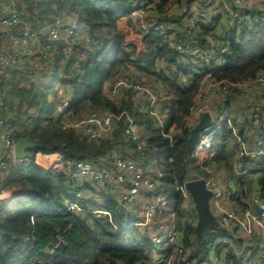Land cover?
<instances>
[{
    "label": "trees",
    "instance_id": "16d2710c",
    "mask_svg": "<svg viewBox=\"0 0 264 264\" xmlns=\"http://www.w3.org/2000/svg\"><path fill=\"white\" fill-rule=\"evenodd\" d=\"M47 1L45 7L52 4L59 14L76 17L78 30L86 28L96 44L93 49L85 52L86 58L79 71L70 72L68 68L65 76H57L49 85H35L18 70L12 72L7 79L9 93L16 96L18 102L8 111L9 118L2 114L9 124L11 137L14 140L25 137L34 145L28 150L26 158L12 165L1 180L2 188L15 189L19 194L14 198L13 210L0 204V264H167V255L173 251V247H160L157 250L151 237L139 226L131 224L137 219L128 216L127 210L121 208L113 196H101L102 204L91 200V205H88L80 199L78 203L84 209L82 212L66 209L63 197H72L68 195V176L64 171L79 160H87L94 165H99L101 161H110L113 151L124 153L125 148L136 150L130 158L142 161V166L144 162L155 164L163 175L164 193H176L166 204L167 210L172 207L177 213L178 244L184 250L183 258L176 260L175 264L210 260V252L214 247L217 252L215 256H219L216 260L219 258L222 264H264L260 255L264 248V235L259 234L262 243L257 242L258 239L245 243L244 238H233L237 248L242 245L248 247L241 252H235L231 246L224 249L223 242L217 241L218 237L224 235L226 238L227 234L215 235L214 230L224 226L207 230L202 238H198L196 224L180 220L186 208L181 191L176 190L177 186L183 187L187 180L195 178H189V173L200 168L195 162L189 161V154L185 156L184 151L193 126L188 120L190 108L205 73L210 74V79L232 82H241L264 74V0L260 1L259 10L244 7L232 19L229 15L223 16L224 19L219 15L211 17L210 26L200 22L194 25L188 22L184 26V15L173 19V24L183 27L181 36L176 39L186 47L185 53L171 48L168 37L157 34L144 36L145 47L141 53H136L135 45L125 43V32L118 29L117 21L128 16L138 3L130 8L125 5L126 0ZM100 1L103 2L98 4ZM193 1L195 0H186L187 6ZM154 2L155 0H148L147 3ZM167 2L168 0L155 2L157 10L153 6V11L147 17L152 19L151 23L163 20L157 16V12H162L161 16L168 20L169 17L164 16L162 8ZM27 6L33 9L32 3L28 2ZM187 10L189 7L185 9ZM248 13L252 14L250 19L246 18ZM188 18L189 13L186 19ZM169 19L172 20L171 17ZM136 27L138 29V25ZM209 45L215 47L217 54L214 59L206 66L196 58L195 53L193 56L201 64L193 65L190 62V52H199ZM221 49L225 51L220 53ZM183 58L186 61L183 62ZM69 63L72 65V59ZM130 67L134 72V80L144 78L147 82H158L166 92V118L162 129L154 126L148 112L133 103L131 90H124L117 100H112L105 94V83L113 81ZM56 82L72 86V99L65 113L61 114L55 113L56 98L53 87ZM236 95V89H227L224 99L226 105ZM30 109L34 110L32 114H28ZM87 111L117 115L125 112L140 128L144 149L140 151L136 142L126 139L125 116L115 120L110 134L100 140H88L76 130L63 127L65 115L73 119ZM174 130L179 132L173 134ZM231 135L228 125H223L220 136L225 137L227 143L203 165L204 168L212 166L213 169L224 168L226 172H231L236 164L245 168L254 161L250 157L239 158L234 154L236 142L231 141ZM36 152L58 153L62 157V171L37 166L34 163ZM169 158H172V162L168 161ZM138 169L148 175L147 169H142L141 165ZM258 173V197L264 202V173ZM233 176L243 187L242 176ZM83 187L95 193L91 186ZM158 193L163 195L157 190L154 195ZM90 206L98 207L101 212L92 214L85 211ZM254 206L259 210L257 204ZM186 207L188 208L187 205ZM161 212L167 213L166 210ZM59 238L62 239L60 243ZM255 242L257 243L254 246ZM155 251L158 253L156 258ZM223 251L224 256H221Z\"/></svg>",
    "mask_w": 264,
    "mask_h": 264
},
{
    "label": "built area",
    "instance_id": "2783aa9c",
    "mask_svg": "<svg viewBox=\"0 0 264 264\" xmlns=\"http://www.w3.org/2000/svg\"><path fill=\"white\" fill-rule=\"evenodd\" d=\"M146 1L147 0H137L139 5L134 7L129 14L131 20L137 23L138 31L144 35L157 34L168 37V45L171 48H174L178 52L185 53L186 47L182 46L176 39L175 24L167 20H157L156 23H151V18L146 19L145 15L141 16L140 13L144 11L143 6H145ZM211 1L212 0H206V2L201 3L199 5L200 8L203 4H207V2ZM247 1L248 0H235V8L232 7L227 9L225 15H229L231 19L235 18L241 13L240 11L244 9V7L247 8ZM0 12H2V14H0V39L4 40V43L10 45L8 48L6 46L0 47V106L3 95L7 92L6 85L3 83L5 79L4 76L10 69L18 66L21 57L28 58L31 64L35 66L33 72L27 73V77L35 83V85L40 86L43 85V79L39 76L41 73H39L40 67H36L38 55L41 56L42 54L43 57L48 59V55L51 53H49V50H52L56 44H60L61 54L66 58H72V71H79L82 62L86 58L85 52L93 49L96 44V40L89 33H81V31L78 30L76 22L63 23L55 20L47 22L45 30L47 39L46 43L41 46L39 40H36L34 36V28L33 25L31 26L32 23L21 20L17 0H6L3 8H0ZM139 14L140 16H138ZM191 14H193V12H191ZM196 14V17L201 19L205 16L206 12L200 10L199 13ZM144 18L146 20H144ZM191 24L194 25L195 23L192 22ZM32 40H36V45L40 47L38 52L32 50ZM79 40L82 41V49L78 47ZM224 51L225 49H221L220 53ZM195 53L196 58H199L206 66L209 65L217 54L213 45H209L199 52L194 50L190 52L191 55ZM132 77L133 76L128 73L121 74L117 79L106 84V90H104L105 94L110 99L117 100L124 90H131L133 93V103L140 105L145 112H148L154 121V126L162 129L166 118V109L163 103L167 99V94L164 92L160 93L159 97L153 87L141 81L134 80ZM217 83H220L217 87H220L222 90L226 91L229 88L236 89L237 96L244 97L253 93L255 87L264 88V74H259L245 81L232 82L228 80H213L210 79L209 73H205L200 82V87L193 98L188 120L195 124L204 113H208L210 115V124L198 132L193 150L189 154V161L191 162L201 164L208 162L220 150L219 145L227 143V139H224V142L223 139H215V136L223 129V124L228 119L229 111L226 108H222L221 111L213 110L212 106H208L204 102L205 96L208 94L209 90L214 88L212 86ZM220 85H222L223 88ZM54 93L56 98L55 113H65L72 99V86L64 83H56ZM140 98H143V100ZM259 100L261 104H264V95H261ZM161 106H163L164 109H162ZM260 115L261 113L259 111L254 112L253 118L258 120ZM122 116H125L126 119V124L124 125V135L126 139L136 142L137 148L141 151L144 143L141 140L142 136L138 125L125 112H121L117 115L108 112L89 111L76 121L63 122V127L76 130L78 133L86 136L88 140H100L110 134L113 128V122L119 120ZM9 130V124H7L4 116L0 114V201L6 199L11 191L1 187V180L7 175L9 168L20 160L14 155L15 140L11 137L12 132ZM177 131L178 130H174L173 134H176ZM237 135L238 134H235L236 137ZM238 137L240 136L238 135ZM170 138L171 136L169 139ZM221 142H223V144H221ZM236 144L238 145V157H250L253 160H261L264 162V132L261 133L251 145H248L241 137L237 139ZM48 155L49 154H44L42 152H36L34 155V162L40 165L38 158L40 156L48 157ZM110 161V165L100 166L80 160L72 167H69L67 173L69 175L84 176L93 181L115 184L114 187L118 186V195L116 199L121 208L127 211L133 209V205L142 191L141 189L146 188L149 192H155L156 184L162 186L163 175L160 170L156 169L152 174L144 175L142 171L138 169V166L142 165V163H137L126 154L117 151L112 152ZM168 161L172 162V158H169ZM202 177H205L203 179L206 188L211 192L209 198L211 212L220 226L227 227L229 224L236 225L239 230L243 231L245 243H248L252 239L255 231L257 234L264 235V202L260 201L258 195L255 196L254 202L259 206V212L253 213L249 209H245L239 214L237 210L228 208L224 204L225 198L222 190L213 180L212 176L205 174ZM198 178L201 177L192 179ZM159 179L160 183H156ZM176 190H180L182 197L185 199L190 196L185 184L183 187L177 186ZM169 200L167 195L157 194L154 200L149 201V203L144 206L140 219L132 222V224L137 226L154 225L157 214L166 210L167 213L163 217V223L156 226L157 232L151 236V242L154 246H160L164 249L173 247V251L167 255L166 261L167 264H175L176 260L183 258L184 250L178 244L179 229L177 227V213L172 207L169 210L166 208V204ZM78 201H80V195L78 196L73 193L72 198L64 202L66 204V209L76 212L84 211ZM89 209L90 207L88 209L86 208L85 211L92 213L101 212L99 209ZM60 242H62L61 238H59V243ZM260 255L264 262V248ZM185 264L190 263L185 262Z\"/></svg>",
    "mask_w": 264,
    "mask_h": 264
},
{
    "label": "rangeland",
    "instance_id": "374dc122",
    "mask_svg": "<svg viewBox=\"0 0 264 264\" xmlns=\"http://www.w3.org/2000/svg\"><path fill=\"white\" fill-rule=\"evenodd\" d=\"M260 1H262V0H248L246 6H247V8H254V9L257 8L259 10V4L261 3ZM101 2H103V1L98 2V4H100ZM155 2H157V0H155ZM155 2L152 5L154 7H155ZM204 2H206V0H195V1H193L191 3V7H189V6H187L186 0H178V1L177 0H168V2L166 4H164V6L162 8H163V11L165 12L164 16L172 18V20L168 18V20H170L172 23H175V21H173V19H175L177 17H180L182 15H184L183 19H186V17H188V13H189L190 14V18L188 20L189 23H192V22H194V23L198 22L199 23L200 22L202 24H207V25L210 26L211 20H212L211 17H215V16L219 15L221 18H223V16H225V14H226L225 12L227 11V9L232 8L233 6H235L234 4H236L235 0H212L211 2H207V4H203V6H201V8H200L199 5L201 3H204ZM243 6H244V4H243ZM188 7H189V10L185 11V9H187ZM199 8H200V10L206 12L205 16L203 18H201V19H198V17H196L197 16L196 13H199V11H200ZM151 10L152 9H150V11ZM154 10L155 11L157 10L156 7H155ZM191 12H193V14H191ZM147 13L148 12H146L144 10L140 14H141V16H143V15H147ZM140 14L138 16H140ZM156 14H157V16L159 15L163 19L162 21L167 20L166 18H163L161 16V15H163L162 12H160V13L157 12ZM246 16H247L246 17L247 19H250L252 14L248 13V15H246ZM32 25H33V23L31 24V26ZM123 29L125 30V32L128 33V38L129 39H132V38L135 37L133 39V41H132L133 44L135 43V41L137 39H141V40L143 39L144 40V36L145 35L140 33L139 31H137L136 28L134 29L132 26H128V27H123ZM192 35L195 36L196 34L194 32H192ZM141 44H142L143 47H140V50L138 49L136 51V53L137 52L138 53L144 52V50H141V49H143L145 47V43L142 42ZM191 58L192 59L190 60V62H193V65H200L201 64V63H199L197 61V59H195V57L193 55H191ZM182 61L184 62V61H186V59L183 58ZM124 73H128L131 76H133V72L126 71ZM119 76H121V75H119ZM117 78H118V76L115 77L114 79H117ZM138 81H141V82L146 83L147 85L153 87V89L156 91L157 96L160 97V91L159 90H163V89H162V86L158 82H152L151 80H148V82H147L144 78H140V79H138ZM107 83H109V82H106V84ZM106 84H105V86H106ZM219 84L220 83H217L214 86H212L214 88L209 90L208 94L205 96L204 102L208 106H212L214 104L213 105L214 107L212 106L213 110L221 111L222 108L223 109L225 108L223 106H225L226 103L224 101V99H225V91L222 90L220 87H217ZM105 86H104V90H106ZM220 86L223 88L222 85H220ZM164 93H166V92H164ZM261 95H264V88L255 87V89L253 90V93H251V94H249L247 96H244V97H238L236 95L235 96L236 98H233L231 100V103H230V101L228 102V103L231 104V105L229 104L230 107L235 110L236 116H238L239 122H241L240 123L241 127H243V119L245 117V115H244L245 112H243V107H242L241 103H249L251 100H256L257 106H259L261 108H264V104H261L260 100H259ZM210 96H213V100H210ZM12 97L13 96L9 95V99L10 100H11ZM16 99H17L16 97H13V101H16ZM140 99L143 100V98H140ZM216 105L219 107L218 109L216 108ZM220 105H221L222 108H220ZM161 108L164 109L163 106H161ZM88 112L89 111L84 112V113L81 114L80 117L73 118V119H70V118H68L65 115L63 119L64 120L66 119L65 120L66 122H68V121H76V120L82 118ZM242 116H244L243 119L241 118ZM229 117L230 116H229V113H228V119L226 120V122L223 125L227 124L228 127L231 129V133H232V135L230 137L231 141H233V142L236 141L237 142V139L238 138L240 139V137H238V135H239L238 131H236L237 130V126H235L236 129H234L232 127V126H234V124H233L234 123L233 122L234 117H230V118ZM245 120H247V119H245ZM253 121H254L253 124H255V126L252 127L251 125H249V128H244V129L248 130V131H250V129H252V130L253 129H257V124L258 123L256 122V120H253ZM190 123H193V122L190 121ZM193 126H194V123H193ZM193 126H191V128ZM139 130H140V128H139ZM240 131H242V129ZM177 132H179V130ZM221 132H222V130L215 136V139H221V140L223 139V141L225 142L224 139H226V138L223 137V136H220ZM140 133H141V136H142V132L141 131H140ZM235 134H238L237 137L235 136ZM221 144H223V142H221ZM224 145H219L220 150L218 149L219 151L216 154H218L221 151V149L223 148ZM193 146H194V144H193ZM193 146H192V149H191V151L189 153L192 152ZM234 146H235V150H233V152H234V154H237L238 153V145L235 143ZM143 149H144V145L142 147V150ZM135 151L136 150L131 149V148H125L123 152L128 157H131L132 154H134ZM238 156L239 155L237 154V157ZM38 160L41 162V165L36 164L35 162L34 163L37 166H39V167H43L44 169H52V170H58V171H62V169H63L62 168V163H61L62 157L58 153H51V155L49 154L48 157L40 156L38 158ZM56 160L58 161L57 163H60L59 166H56V164H55ZM84 161H87V160H84ZM136 162L143 164L142 161L141 162L136 161ZM208 162H204L202 164L195 162L196 164H198L200 166V168L197 171H195V172L191 171L189 173V174H191L189 178L196 177V174H197V177H201V179L207 177V176L202 177L205 174L211 175L213 180L216 182V184L221 188L222 193L224 195V198L227 201V205L226 206L228 208H232L233 210H237L239 214L245 209H249L253 213L259 211L258 209L256 210V208L254 206V204H256L254 202V198H255L256 195H258V192H257L258 191V184L256 183V177L259 175L258 172H260V174L264 173V162H262L261 160H254L252 163H248V165H246L245 168L244 167H240L241 164H239V165L236 164V166H234L233 171H231V172H226L224 168L221 171H219L218 169L214 170L212 168V166L211 167L210 166H206L204 168L203 165L205 163L207 164ZM110 164H111V161H101V162H99L100 166L101 165H110ZM72 166L73 165H70L69 167H72ZM141 167H142V169L143 168L147 169L146 170L147 174H150V173L152 174L153 172L156 171V169H158L155 166V164H152L150 162H149V164H146V162H144V165L143 166L141 165ZM233 174L235 176H238V177L242 176L243 182H244V186L243 187L238 182H236V180H235L236 178L234 179ZM69 178H70V180L68 179V187L71 190V197L73 196V193L77 194L78 196L80 195V199L85 204L91 205V200L93 202H96L97 204H102V202L100 200L101 196L103 198L104 197H108V196H113V197L116 198V196L118 195V188L114 187L115 184H111V183H107V182L93 181L92 179H89L87 177L80 176V175H69ZM156 183H160V179ZM83 185L91 186L94 189L95 193L90 192V190H88L87 188H84ZM158 188H160V189H158ZM162 188H163V186H160V185L156 184L155 190L161 191L164 195L167 194V197L169 199L172 198L176 194L175 193L173 195V194H169L167 192L164 193L162 190L165 189V186H164V189H162ZM7 190H11L9 192L8 197H10L11 194H13L14 192H16V194H19L15 189H7ZM141 190H142L141 193L139 194V196L136 199L135 204L133 205V209L126 211V212H128L127 213L128 216L134 217V219H138V220L140 219V216L142 215V210L144 209V206L147 203H149V201L154 200V196H156V195H154V192H149V191H147L146 188L145 189H141ZM95 194H99V196H97ZM67 199H69V198L66 197V196L63 197L64 202H66ZM183 199H184L183 203H184V206H185L186 210L183 211V213L181 214V219L180 220L182 222L183 221H188L191 224H196L197 216H196V211L194 209V203H193L192 199H189V197H187L186 199L185 198H183ZM186 205L188 206V208L186 207ZM91 208L99 209L98 207L94 208L93 206H90L89 210H91ZM92 214H96V213H92ZM164 216H165V213L164 212H160L155 217V224L154 225H151V226H139V228L150 238L155 232H157L156 226L163 223V217ZM255 233H256V231H255ZM214 234L215 235L216 234L217 235L218 234H222V235L223 234H227L226 238H224L223 237L224 235H223V236L218 237L219 239L217 240L218 242H223V244H224L223 247L225 246L224 249H228L229 246H231V247H233L236 250L235 252H238V251L241 252V250L243 251L244 249L248 248L246 245H242V247H238L240 249H238L237 246H235V244L233 242V238H235V240H236V238H242L243 239V231L239 230L236 227V225L229 224V226H227V227H219L218 229L214 230ZM253 236H252L253 240L254 239H258L259 241H257V242L262 243L263 240H260L261 238H260L259 234L256 233L254 238H253ZM257 242L254 243V246H255V244ZM250 246H253V245H250ZM155 247H156L157 250L161 249L160 246H155ZM211 250H212L213 253L210 252V260H205V261H201V262H196V261L194 262V260H192L191 264H222V261H220L219 258H218V261L216 260V258L219 257L218 255H217V257L215 256V254H217L216 248L214 247V250L213 249H211ZM221 254H222L221 256H224V251L221 252ZM154 256H155L154 258L158 257V253L156 251L154 253ZM255 257H257V256H255ZM255 257H254V261H255ZM202 259L203 258H201V260ZM249 264H252V263H249Z\"/></svg>",
    "mask_w": 264,
    "mask_h": 264
},
{
    "label": "crops",
    "instance_id": "0c3cea01",
    "mask_svg": "<svg viewBox=\"0 0 264 264\" xmlns=\"http://www.w3.org/2000/svg\"><path fill=\"white\" fill-rule=\"evenodd\" d=\"M18 1V9H19V14H20V18L23 21H28V22H33V28H34V36L36 38V40H39V44L41 46H43L46 43V24L47 22L50 21H61L63 23H69V22H76L77 24V18L74 17L73 15L70 14H65L61 13L59 14V12L56 11V7L55 5H50V7H45L46 3L48 2L47 0H17ZM1 4H0V8L2 9L4 6V3L6 2V0H0ZM28 2L33 4V9L29 8L27 6ZM130 2V3H129ZM148 0L146 1L145 6H143V9L148 12L147 15H145L146 19H148L147 17H149V13L151 12L150 9H153V3H147ZM137 0H126L125 5L133 8V6H135L137 4ZM38 4H41L40 6ZM139 5V3H138ZM138 5H136L135 7H137ZM150 7V8H149ZM189 7H191V4L189 5ZM0 14H2V12H0ZM43 15V16H41ZM30 20V21H29ZM188 19H183L182 24L184 23V26L188 23ZM78 25V24H77ZM137 23L133 22L130 18V16H123L121 17L118 21H117V27L118 29H120L121 31L125 32V30L123 29V27H128V26H132L134 29L136 27ZM176 27V38H178V36H181V32L183 31V27L177 26V24L175 25ZM87 29L86 28H81L79 31H81V33L86 32ZM138 31V29H137ZM89 33V32H88ZM192 35V32H189ZM125 43L126 44H133L132 41L135 38L129 39L128 38V33L125 32ZM36 40H32V50L34 52H38V49H40L39 46L36 45ZM144 43L143 39H137L135 41V43L133 45L136 46L137 50H140V47L142 46V42ZM4 40L0 39V47H4L6 46L8 48V46L10 47V45L4 43ZM60 44H56L54 46V48L52 50H49V58H45L43 57V55L41 54V56H37L36 59V67H40V71H39V76H41V78L43 79V84L45 85H49L51 81L54 82V80L57 78V76H65L66 75V70H70V72H72V65L69 63L70 59L72 58H66L63 57L61 55V49H60ZM79 49H82V41L79 40V45H78ZM141 50H144L141 49ZM138 53V52H137ZM61 56V57H60ZM26 64V66H25ZM34 67L30 60H28V58H23L21 57V61L18 64V66H16L13 69H10L4 76V81L3 83H5L6 85V90L9 93L10 92V88L7 85V79L9 78L10 74L12 72L15 71H21L23 73V75L25 74V76L27 77V73L33 72L34 71ZM125 71L128 72H133L132 68H128ZM134 73V72H133ZM56 83H60V82H56ZM56 83L54 84V87L56 85ZM106 84V83H105ZM53 87V90H54ZM157 88V87H156ZM160 93L165 92L164 90H159ZM5 92V94L3 95V98L1 100V106H0V114L6 116L9 118L10 114L8 113V111L12 108H14L15 105H17V99L16 101H13V96L11 93H7ZM9 95L13 96L11 98V100L9 99ZM236 98V97H234ZM210 100H213V96H210ZM232 100V99H231ZM230 100V103H231ZM230 103H228L227 105L223 106L225 107L229 113H230V117H234L233 119V124L234 126H232L234 129H236L235 126H237V130L238 134L240 135L241 138H243V140L248 144L251 145L252 142L261 134L264 132V108H261L259 106H257V102L256 100H251L249 103H241L242 107H243V112H245V117L242 116L241 118L243 119V127H241V122H239V118L238 116H236V112L233 108L230 107ZM230 104V105H229ZM214 105V104H213ZM212 105V106H213ZM164 106V103H163ZM214 107V106H213ZM216 108L218 109L219 107L216 105ZM220 108L221 105H220ZM31 112H28V114H32V110H29ZM259 111L261 113L260 115V119L256 120L257 124V129H250V131L245 130L244 128H249V125H251L252 127L255 126L254 121L255 120L253 118V113ZM15 112V111H14ZM14 114V113H13ZM247 119V120H245ZM232 124V125H233ZM242 129V131H240ZM51 155V154H50ZM49 156V155H48ZM58 161L56 160V166H59L60 163H57ZM39 163L41 164V162L39 161ZM215 170V168H214ZM217 170V169H216ZM219 171H221L222 169H218ZM64 171V170H63ZM65 174L68 176L67 179L70 180L69 178V174L67 173V170L64 171ZM115 188H118V186H116ZM18 194H16V192H14L13 194H11L10 197L0 201V204L4 207H6L9 210H13L15 208V204H14V198L17 196ZM68 195L71 196V190L69 189L68 191ZM115 198V197H114ZM116 199V198H115ZM224 204L227 205V201H224Z\"/></svg>",
    "mask_w": 264,
    "mask_h": 264
},
{
    "label": "water",
    "instance_id": "95a60500",
    "mask_svg": "<svg viewBox=\"0 0 264 264\" xmlns=\"http://www.w3.org/2000/svg\"><path fill=\"white\" fill-rule=\"evenodd\" d=\"M210 124V115L204 113L198 122L190 130V134L187 140V145L184 151V155L187 156L192 149V146L196 140L199 131L204 129ZM33 142L25 137H20L15 140L14 155L16 158H26L28 150L33 148ZM185 187L194 203V209L196 211L197 222L195 225V231L198 238H202L207 230L218 228L219 222L211 212L209 198L211 196L210 190L206 188L204 179H190L185 182Z\"/></svg>",
    "mask_w": 264,
    "mask_h": 264
},
{
    "label": "bare ground",
    "instance_id": "6f19581e",
    "mask_svg": "<svg viewBox=\"0 0 264 264\" xmlns=\"http://www.w3.org/2000/svg\"><path fill=\"white\" fill-rule=\"evenodd\" d=\"M53 159V158H52ZM53 161V160H52ZM41 165V164H40Z\"/></svg>",
    "mask_w": 264,
    "mask_h": 264
}]
</instances>
